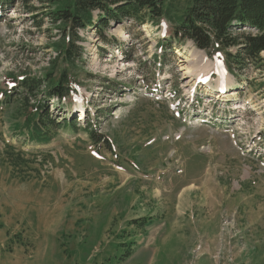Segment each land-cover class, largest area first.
I'll return each mask as SVG.
<instances>
[{"label": "rangeland", "instance_id": "1", "mask_svg": "<svg viewBox=\"0 0 264 264\" xmlns=\"http://www.w3.org/2000/svg\"><path fill=\"white\" fill-rule=\"evenodd\" d=\"M6 16L0 91L9 89L6 74L41 76L55 56L25 14ZM167 25L156 31L109 20L80 31L69 109L81 120L77 132L60 131L37 147L12 134L13 107L0 103V156L21 152L29 170L14 174L44 178L34 188L63 191L69 203L52 225L40 205L42 222L34 214L28 226L36 238L21 228L1 241L0 264H264V64L226 72L222 54L208 56L191 42L160 50ZM188 59L194 68L185 74ZM205 79L229 82L228 97L206 95ZM86 123L110 149L95 145ZM0 178L11 180L1 171Z\"/></svg>", "mask_w": 264, "mask_h": 264}, {"label": "trees", "instance_id": "2", "mask_svg": "<svg viewBox=\"0 0 264 264\" xmlns=\"http://www.w3.org/2000/svg\"><path fill=\"white\" fill-rule=\"evenodd\" d=\"M17 9L47 39L45 48L55 56L41 76L6 74L3 84L9 89H1L0 103L13 107L12 134L38 144L52 142L60 131L80 130V120L69 115L77 91L72 70L83 59L80 31L102 30L109 20L148 25L156 31L166 22L169 26L159 32L163 39L157 42L158 49H179L191 42L208 56L222 54L230 72L232 66L264 64V0H0V22ZM84 118H89L87 111ZM90 127L86 123L84 130L95 145L104 143L110 149L109 141ZM5 154L15 172L29 170L21 152ZM148 219L143 218L139 227H146Z\"/></svg>", "mask_w": 264, "mask_h": 264}, {"label": "crops", "instance_id": "3", "mask_svg": "<svg viewBox=\"0 0 264 264\" xmlns=\"http://www.w3.org/2000/svg\"><path fill=\"white\" fill-rule=\"evenodd\" d=\"M1 150H5V145L0 142ZM47 146V145H39ZM0 171L7 173V177L11 178L9 184L2 182L0 178V242L9 240L15 234H18L21 228H25L23 234L28 239H35L34 232H28V226L31 225L35 215L42 222V211L40 205L45 203V217L46 222L49 225L54 224L59 217L65 218L68 212L66 197H63L64 192L59 194V191H47L46 188L39 190L34 188L38 178L32 180V182H26L25 180L17 177L9 165L4 153L0 156ZM44 178H41L37 182L41 186ZM70 192V191H66ZM85 192L90 197L91 192L97 191H78V193ZM70 195V194H67ZM58 201L60 205H55V201ZM53 208V209H49ZM48 218L51 221L48 222ZM30 235V236H29Z\"/></svg>", "mask_w": 264, "mask_h": 264}, {"label": "bare ground", "instance_id": "4", "mask_svg": "<svg viewBox=\"0 0 264 264\" xmlns=\"http://www.w3.org/2000/svg\"><path fill=\"white\" fill-rule=\"evenodd\" d=\"M121 25H119V27H120ZM247 28V27H246ZM250 28V27H249ZM248 28V29H249ZM253 28V27H252ZM251 29V28H250ZM257 30V29H256ZM190 60L191 59H188V61H189V65H187V66H185V67H180V69L181 70H185L184 72H185V74H188V73H192L193 72V68H194V63H192V62H190ZM186 77H187V75H186ZM203 83L206 85L207 83L210 85V82L209 81H207V79H205L204 81H203ZM224 87L225 88V91H224V93L223 94H221L219 97L220 98H227L228 97V95L230 94V91H231V87H230V83L229 82H227L226 80H224V79H222L219 83H218V85H216V86H207L206 87V91L205 92H207L208 94H210L211 92H213V91H218V90H220V89H222L221 87Z\"/></svg>", "mask_w": 264, "mask_h": 264}]
</instances>
